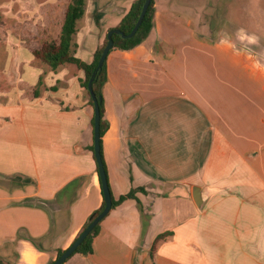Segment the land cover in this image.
Listing matches in <instances>:
<instances>
[{"label": "crops", "instance_id": "0c3cea01", "mask_svg": "<svg viewBox=\"0 0 264 264\" xmlns=\"http://www.w3.org/2000/svg\"><path fill=\"white\" fill-rule=\"evenodd\" d=\"M25 1L43 42L4 25L10 13L21 24L7 11L21 0L0 6V259L48 264L103 197L84 73L33 55L58 37L68 4ZM134 1L85 0L74 56L91 63ZM181 5L154 0L147 38L106 57L107 181L115 199L141 191L101 221L91 254L64 264H264V47L254 32L207 34Z\"/></svg>", "mask_w": 264, "mask_h": 264}, {"label": "trees", "instance_id": "16d2710c", "mask_svg": "<svg viewBox=\"0 0 264 264\" xmlns=\"http://www.w3.org/2000/svg\"><path fill=\"white\" fill-rule=\"evenodd\" d=\"M144 1L145 0H135L129 12L124 16V18L121 20L119 25L114 29L120 30L124 35H128L134 28V25L139 17ZM84 5H85V0H70V2L68 3L66 7L60 33L57 39L46 43L39 51H34L33 55L39 58L46 66H48V68L52 72H55L60 66H63L65 64H74L79 70H82L84 73V78L80 79L79 83L81 87L88 94L89 104L91 107H93L92 99L89 95L87 85L91 79L92 73L97 68V63L102 53V50L107 43V38L105 39L104 43L94 53L93 60L91 63H85L74 56L75 45L73 43V36L76 31V23L84 14ZM154 13H155L154 0H152L147 8L143 21L140 24L135 35L129 39H122L121 36L113 34L112 35V40H113L112 49L117 48L120 50H130L136 47L137 45H139L140 43H142L147 38L149 32L151 31V28L153 25ZM106 80H107L106 67H105V62H104L102 67L98 71H96L95 77L92 81V91L95 97L97 98L99 111H100V141L99 143H100V155H101L102 164L105 170V174H106V168H105V164L103 161L101 138L107 129V122L104 119V108H103V99H102V88ZM54 89L55 88L53 87L52 90ZM33 94L34 96L38 95L36 90L34 91ZM91 125L93 127V118L91 119ZM89 150L93 153V145L89 148ZM99 182H100V179H99ZM100 187H101V184H100ZM108 187H109L111 203H112L111 209H114L115 207L121 205L126 200H129V199L135 200L136 199L135 192L138 190L141 191V189H132L126 195H121L117 199H115L111 193L109 184H108ZM101 194H102V190H101ZM103 207H104V200L102 202L101 207L97 209L96 211H94L88 217L86 223L83 226V229L89 224L91 218H93L94 216H96L98 213L102 211ZM100 223L101 222H99L92 229V231L89 233L86 239L81 243V245L76 249L73 255L75 254L88 255L92 253V241L99 232ZM165 236L166 234L159 235L158 239H162ZM30 241L37 248L36 242L33 240H30ZM63 252L64 250H58L57 258ZM0 264H3V263L0 261Z\"/></svg>", "mask_w": 264, "mask_h": 264}, {"label": "rangeland", "instance_id": "374dc122", "mask_svg": "<svg viewBox=\"0 0 264 264\" xmlns=\"http://www.w3.org/2000/svg\"><path fill=\"white\" fill-rule=\"evenodd\" d=\"M21 1L23 2L22 6L14 5L13 7L10 6L7 9V11L12 12L13 19H15L14 17L16 16L20 18V21H22L21 24L19 23L18 25L16 20H12L10 13L8 15L10 19L7 18L6 20L7 23H4V25L7 26L8 28L15 29V31L17 28L22 29L24 31V33L21 32L23 34V39H26L29 42L34 40L36 41V39L39 42H43L42 37L37 38V36H35V38H33L32 34H30L28 31L32 25V20L30 19H33L30 17L35 13L36 6H34L33 3L31 4L27 3L25 0H21ZM179 1L182 3V5L179 7L178 11L176 12L190 19L196 18L195 20H197L200 23L201 29H204V32H206L207 34L209 33L212 36H217L219 31L221 30H225L228 33L244 30L243 32L245 33V35L250 34V32H254V34L258 36V39L260 41V46L262 48L264 47V0H179ZM2 2H9V0H0V6ZM62 2L63 5L68 4L70 0H62ZM42 10L43 8H41L40 10L41 15H43ZM56 10H59V7ZM2 20L3 17L1 16L0 13V22ZM48 38L50 39L54 38V40L57 39L55 35L54 37L50 36ZM46 43L44 42V45ZM262 55L260 54V57L264 58ZM78 259L74 258L73 262L76 263L81 262ZM0 261L3 264L12 263L8 261L5 262L1 259ZM81 264H83V262Z\"/></svg>", "mask_w": 264, "mask_h": 264}, {"label": "water", "instance_id": "95a60500", "mask_svg": "<svg viewBox=\"0 0 264 264\" xmlns=\"http://www.w3.org/2000/svg\"><path fill=\"white\" fill-rule=\"evenodd\" d=\"M152 0H145L142 6V9L140 11L139 17L134 25V28L128 35H124L120 30L117 29H111L107 32L106 38H107V43L105 47L102 50V53L99 57L98 63H97V68L96 70L92 73L91 79L87 85V89L89 92V95L92 99L93 103V155H94V160L97 166V172L98 176L100 179V184H101V190H102V196L104 200V207L100 213H98L96 216L90 219L89 224L78 234V236L74 239V241L67 247L64 252L56 258L52 263L50 264H64L67 259H69L76 249L81 245V243L86 239V237L89 235V233L92 231V229L99 223L101 222L110 212L111 210V196H110V191L108 187V181L107 177L105 174V170L102 164L101 160V155H100V111H99V106H98V101L97 98L95 97L93 91H92V81L95 77L96 71H98L102 65L104 64L106 57L108 53L111 51L113 48V40H112V35H119L122 37V39H129L133 37L138 30L140 24L143 21V18L145 16V13L147 11V8L149 4L151 3ZM193 201L194 204L196 205L197 208H201L202 203H203V195L201 190L198 187H194L193 192Z\"/></svg>", "mask_w": 264, "mask_h": 264}]
</instances>
